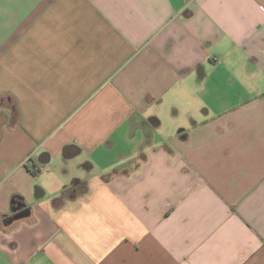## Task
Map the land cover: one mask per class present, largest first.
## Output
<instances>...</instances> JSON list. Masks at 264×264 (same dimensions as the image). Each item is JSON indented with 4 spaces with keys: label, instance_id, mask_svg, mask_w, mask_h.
<instances>
[{
    "label": "crops",
    "instance_id": "obj_1",
    "mask_svg": "<svg viewBox=\"0 0 264 264\" xmlns=\"http://www.w3.org/2000/svg\"><path fill=\"white\" fill-rule=\"evenodd\" d=\"M0 264H264V0H0Z\"/></svg>",
    "mask_w": 264,
    "mask_h": 264
},
{
    "label": "water",
    "instance_id": "obj_2",
    "mask_svg": "<svg viewBox=\"0 0 264 264\" xmlns=\"http://www.w3.org/2000/svg\"><path fill=\"white\" fill-rule=\"evenodd\" d=\"M14 203H15V202H14ZM18 209H19V208H15V209H14V212H15V211H18ZM19 210H20V209H19ZM23 215H24V214H20V215L16 216L15 218H13V220L15 221V220L22 219V218L24 217Z\"/></svg>",
    "mask_w": 264,
    "mask_h": 264
},
{
    "label": "trees",
    "instance_id": "obj_3",
    "mask_svg": "<svg viewBox=\"0 0 264 264\" xmlns=\"http://www.w3.org/2000/svg\"><path fill=\"white\" fill-rule=\"evenodd\" d=\"M14 202H16V199L14 198Z\"/></svg>",
    "mask_w": 264,
    "mask_h": 264
},
{
    "label": "flooded vegetation",
    "instance_id": "obj_4",
    "mask_svg": "<svg viewBox=\"0 0 264 264\" xmlns=\"http://www.w3.org/2000/svg\"><path fill=\"white\" fill-rule=\"evenodd\" d=\"M16 216H17V215H16ZM16 216H15V217H16ZM15 217H14V218H15Z\"/></svg>",
    "mask_w": 264,
    "mask_h": 264
}]
</instances>
